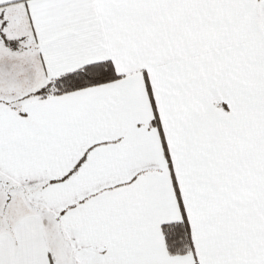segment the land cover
Masks as SVG:
<instances>
[{"label": "snow or ice", "instance_id": "1", "mask_svg": "<svg viewBox=\"0 0 264 264\" xmlns=\"http://www.w3.org/2000/svg\"><path fill=\"white\" fill-rule=\"evenodd\" d=\"M0 264H264V0H0Z\"/></svg>", "mask_w": 264, "mask_h": 264}]
</instances>
